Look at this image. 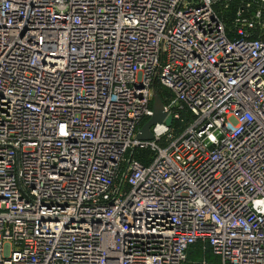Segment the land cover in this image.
<instances>
[{
  "label": "built area",
  "instance_id": "1",
  "mask_svg": "<svg viewBox=\"0 0 264 264\" xmlns=\"http://www.w3.org/2000/svg\"><path fill=\"white\" fill-rule=\"evenodd\" d=\"M193 249L264 264V0H0V264Z\"/></svg>",
  "mask_w": 264,
  "mask_h": 264
},
{
  "label": "water",
  "instance_id": "2",
  "mask_svg": "<svg viewBox=\"0 0 264 264\" xmlns=\"http://www.w3.org/2000/svg\"><path fill=\"white\" fill-rule=\"evenodd\" d=\"M160 122H165L167 125H170L171 117H167V112L164 110V103L157 90L153 88V115L142 126L137 138L142 140H151L153 138V134L150 128Z\"/></svg>",
  "mask_w": 264,
  "mask_h": 264
},
{
  "label": "trees",
  "instance_id": "3",
  "mask_svg": "<svg viewBox=\"0 0 264 264\" xmlns=\"http://www.w3.org/2000/svg\"><path fill=\"white\" fill-rule=\"evenodd\" d=\"M229 14H230V11H228V13H225V14H224V17H226V16L229 15ZM227 19H228V18H227ZM227 22L229 23L230 21L227 20ZM156 89H157L158 94L160 95L161 99L164 100V97H165V94H167V91H166V90H163V88L160 87V86H156ZM173 124H175V125L177 126L179 123H175V122H174ZM148 153H149L148 151H142V152H140V154H142V155H147ZM205 253H206V254H205ZM193 254H195L194 258H198L199 256L204 255V256L207 258L209 264H211V261H210L209 256H214V255H212L211 252H209V251L204 252V253H200L198 250L193 249V250L191 251V253H190V257H189L190 259H191V256H192ZM215 257H216V256H215Z\"/></svg>",
  "mask_w": 264,
  "mask_h": 264
},
{
  "label": "rangeland",
  "instance_id": "4",
  "mask_svg": "<svg viewBox=\"0 0 264 264\" xmlns=\"http://www.w3.org/2000/svg\"><path fill=\"white\" fill-rule=\"evenodd\" d=\"M194 256H195V254H193L191 256V259L190 260L194 259ZM209 258H210L211 264H220V261H219V259L217 257H215V256H209Z\"/></svg>",
  "mask_w": 264,
  "mask_h": 264
}]
</instances>
